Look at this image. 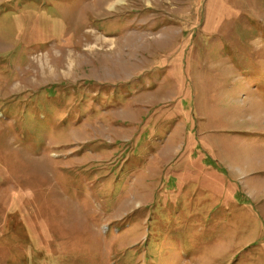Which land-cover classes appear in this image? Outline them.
Here are the masks:
<instances>
[{
	"label": "rangeland",
	"instance_id": "374dc122",
	"mask_svg": "<svg viewBox=\"0 0 264 264\" xmlns=\"http://www.w3.org/2000/svg\"><path fill=\"white\" fill-rule=\"evenodd\" d=\"M117 1L0 0V264H264V0Z\"/></svg>",
	"mask_w": 264,
	"mask_h": 264
},
{
	"label": "bare ground",
	"instance_id": "6f19581e",
	"mask_svg": "<svg viewBox=\"0 0 264 264\" xmlns=\"http://www.w3.org/2000/svg\"><path fill=\"white\" fill-rule=\"evenodd\" d=\"M96 1V3L94 2ZM95 6L93 7L94 11H98L99 9L105 8L107 6H109L110 8L114 7L115 4L118 2L117 0H93ZM93 4V5H94ZM218 8H216L217 10ZM213 11H215V9H213Z\"/></svg>",
	"mask_w": 264,
	"mask_h": 264
},
{
	"label": "trees",
	"instance_id": "16d2710c",
	"mask_svg": "<svg viewBox=\"0 0 264 264\" xmlns=\"http://www.w3.org/2000/svg\"><path fill=\"white\" fill-rule=\"evenodd\" d=\"M33 122L35 125H37V121L35 120V117L33 118Z\"/></svg>",
	"mask_w": 264,
	"mask_h": 264
}]
</instances>
